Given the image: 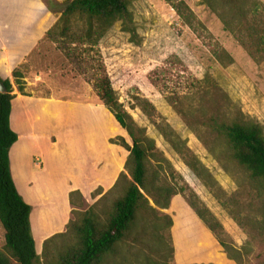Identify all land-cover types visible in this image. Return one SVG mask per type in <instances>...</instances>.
Instances as JSON below:
<instances>
[{
    "label": "rangeland",
    "instance_id": "obj_1",
    "mask_svg": "<svg viewBox=\"0 0 264 264\" xmlns=\"http://www.w3.org/2000/svg\"><path fill=\"white\" fill-rule=\"evenodd\" d=\"M185 1L203 27L194 29L186 24L167 0H133L131 9L138 42L117 21L101 39L99 48L119 101L169 159L179 183L195 191L222 223L224 232L219 233L220 237L240 250L242 264H264V192L254 188L249 172L230 156L228 142L217 128L222 119L233 117L237 107L264 126V51L253 58L224 29L221 20L203 0ZM221 49L231 55L232 62L226 55L222 60L216 57L215 51ZM171 55L180 59L175 65H167L172 71L168 80L172 87L184 85L185 77L178 73L197 79L210 75L226 91L232 104L222 106L221 112L216 113L215 97L210 92L201 104L198 98H183L181 107L186 116L176 111L149 79L150 72L163 67ZM21 71L27 95L45 97L56 103L44 109L40 104L35 105V113L46 114L45 119L50 110L53 113L50 126L47 120L41 121L42 126L46 122L45 131H49L41 145L24 142L23 135L30 132L15 109L12 118L20 135L11 147L12 173L26 200L28 187L18 184L17 176L21 172H17V165L22 166L26 179L32 183L33 192L29 191L32 203L27 202L32 205L31 227L37 252L41 254L43 245L40 244L47 237L66 231L68 222L78 219L102 195L109 192L104 200L109 205L120 194L124 180L117 188L113 187L120 173L126 171L129 154L120 143L132 142L102 103L80 64L67 57L59 44L41 41ZM180 91L187 92L184 88ZM137 96H144L155 105L157 113L164 117L162 121L186 142L212 175L216 186L206 185L186 164L165 134L137 106ZM66 146L77 156V169L74 159L72 164L66 158ZM38 151L45 156L42 170L36 169L30 160ZM73 190L76 192L72 193ZM187 206L179 194L166 212L171 216L179 212L195 225ZM181 223L178 220V225ZM161 233L166 239L165 231ZM4 244V229L0 224V247ZM118 247V254L110 255L108 264H150L149 261L164 264L161 257L169 253V243L159 242L152 236H146L140 244L120 242ZM167 261L175 264L170 257Z\"/></svg>",
    "mask_w": 264,
    "mask_h": 264
},
{
    "label": "trees",
    "instance_id": "obj_2",
    "mask_svg": "<svg viewBox=\"0 0 264 264\" xmlns=\"http://www.w3.org/2000/svg\"><path fill=\"white\" fill-rule=\"evenodd\" d=\"M48 8L60 13L54 25L45 33L41 41L50 40L59 44L66 56L80 64L88 81L92 83L102 103L114 115L119 125L126 130L131 144L123 140L120 144L129 150L122 171L114 188L124 180L120 194L106 205L104 200L109 192L101 196L90 208L83 211L76 220H70L66 231L55 233L43 241L42 253L36 249L31 227L32 206L19 193L11 174L10 148L18 140L12 129L10 116L14 88L9 78L0 82L5 91L0 92V224L4 229L5 244L0 247V264H108L109 256L118 254L120 242L140 244L147 236L159 242L169 243V253L161 257L167 264L170 257L174 261V245L171 234L172 216L166 212L174 196L182 195L202 222L211 230L227 257L242 264L240 250L222 239V223L188 186L176 179V171L157 147L155 140L139 125L124 105L119 101L112 86L102 53L101 39L117 21L122 22L124 31L138 42L136 25L131 9L133 0H44ZM182 20L197 29L203 23L185 0H167ZM223 23L228 31L253 58L264 51V2L262 0H203ZM40 41V42H41ZM215 55L222 60L231 55L224 49ZM264 58V55L262 56ZM180 59L171 55L165 65L149 74L151 83L157 87L176 111L187 115L181 107L182 99L198 98V104L214 95V110L221 112L222 106H230L226 91L210 75L203 79L185 76L184 85L172 87L168 80L172 74L170 67ZM23 64L13 71L14 82L23 95ZM169 78V79H168ZM182 88L187 92L180 93ZM136 104L165 134L175 150L182 155L208 186H216V181L201 164L186 142L176 134L163 115L157 113L155 105L144 96L136 97ZM192 106L194 103H190ZM220 133L228 142L230 156L250 175L251 182L260 193L264 192V126L245 114L241 108L233 110V117L217 123ZM222 190V188H221ZM76 191H72L74 193ZM101 194V193H99ZM72 200V199H71ZM161 231H165L166 239ZM154 264L153 261H149Z\"/></svg>",
    "mask_w": 264,
    "mask_h": 264
},
{
    "label": "crops",
    "instance_id": "obj_3",
    "mask_svg": "<svg viewBox=\"0 0 264 264\" xmlns=\"http://www.w3.org/2000/svg\"><path fill=\"white\" fill-rule=\"evenodd\" d=\"M57 1L62 3L64 0ZM57 19V14L48 8L44 0H0V76L5 79L9 78L13 84L16 96L12 100L10 124L12 129L16 132V128L13 126L12 122L15 109L23 124L28 125L30 133L23 135L24 142L26 143L33 141L41 145L44 139L47 138V130L45 131L46 122L44 124L45 126H42L41 122L45 119L44 117L46 114L45 116H41V113H35V105L40 104L42 109H44L49 106L48 104L51 105L56 103L51 102L50 99L45 97H32L18 92L13 78V71L27 60V57L37 47L45 33L54 25ZM52 118L53 113L50 110L45 119V121L47 120L49 122V126L51 125ZM47 132L49 134V131ZM19 138L20 135L18 134V140ZM18 140L14 144H16ZM19 150L20 146L16 148L17 152ZM65 154H67L66 158L70 163L73 164L74 159V167L77 169V156H74L72 149L66 146ZM44 158V154L38 151L36 156L32 155L30 160L32 159L31 162L36 169L42 170L45 163ZM12 160L13 157L10 148L11 174L17 186L14 172L12 173ZM16 167H19L18 169L16 168V170H18L17 172H21L19 177L16 174L18 184H23L28 187L25 193L26 197H28L27 200L32 203V198H30L31 196L29 195V191H32V183L26 179V174L21 168L22 166L17 165ZM73 178L72 181H74ZM75 186H78V184L76 183ZM176 197L177 195L173 197L171 205ZM169 210L170 208L166 211ZM186 210L191 214L195 225L189 223L184 217H181L179 212L172 215L173 226L171 228V234L174 245L175 264H237L234 260L227 257L223 247L219 244L211 230L202 222L189 205ZM182 216L185 215L182 214ZM178 220L182 222L179 225ZM181 227L183 229H181ZM37 247L36 242V249Z\"/></svg>",
    "mask_w": 264,
    "mask_h": 264
},
{
    "label": "water",
    "instance_id": "obj_4",
    "mask_svg": "<svg viewBox=\"0 0 264 264\" xmlns=\"http://www.w3.org/2000/svg\"><path fill=\"white\" fill-rule=\"evenodd\" d=\"M5 91V86L3 85V83L0 82V92H4Z\"/></svg>",
    "mask_w": 264,
    "mask_h": 264
}]
</instances>
